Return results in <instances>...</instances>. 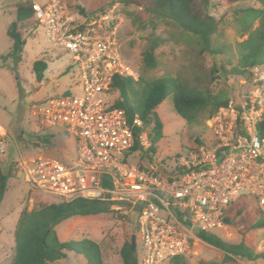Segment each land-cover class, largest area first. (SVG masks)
Here are the masks:
<instances>
[{"label": "built area", "instance_id": "obj_1", "mask_svg": "<svg viewBox=\"0 0 264 264\" xmlns=\"http://www.w3.org/2000/svg\"><path fill=\"white\" fill-rule=\"evenodd\" d=\"M33 9L50 42L73 55L82 93L53 95L34 106L42 128L62 124L78 148L69 162L20 153L14 170L31 188L66 201L102 200L124 217L138 213L140 264H164L190 253L200 240L197 232L223 227L228 207L245 195L257 198L264 211L262 67L253 68L249 87L207 119L212 137L178 154L173 167L151 152L141 168L133 147L138 140L147 150L151 139L145 130L135 134L143 122L137 113L130 122L120 91L112 87L115 76L140 77L121 54L123 16L116 7L75 13L61 0L34 1Z\"/></svg>", "mask_w": 264, "mask_h": 264}, {"label": "rangeland", "instance_id": "obj_2", "mask_svg": "<svg viewBox=\"0 0 264 264\" xmlns=\"http://www.w3.org/2000/svg\"><path fill=\"white\" fill-rule=\"evenodd\" d=\"M34 1L45 3L49 0H0V125L5 128H0V162L5 172L11 175L8 190L0 204V264L12 263L15 255L14 232L21 212L53 200L51 196L31 188L15 172L14 165L19 162L20 153H43L69 162L76 156L78 148L75 136L62 124H47L42 128L34 109V106L43 104L53 95L82 93L79 68L73 55L63 47L54 46L47 38L44 27L40 24L35 26L32 20L20 23V30L27 38L21 61L16 63L8 56L13 40L7 34V29L16 20L18 6ZM61 1L75 13H80L79 6L87 10L98 3L120 9L124 13L118 12L124 19L119 32L121 54L144 80L180 78L191 85L209 87L215 94L229 100L238 97L244 88L251 85V81L242 75L228 71L238 60V43L248 36L241 34L243 29L237 10L247 6L260 7L257 0H193V9L197 14L202 17L211 15L217 23L207 48L169 15L144 2L137 5L130 0L129 4L123 0H87V3L85 0ZM258 25L257 20L254 27ZM154 40L160 43L156 52L158 65L150 68L144 64L143 51ZM38 59L48 63L42 81L38 80L33 68ZM222 65L227 72L221 68ZM157 111L164 129L155 158L168 162L170 167L175 165L178 154L196 145L197 138L204 140L213 136L206 124L208 111L200 115L201 122L189 123L176 112L173 94L167 96ZM38 135L50 136L51 144L44 145ZM139 157L137 154L133 160L137 162ZM259 207L257 198L245 195L228 210L231 221L209 232L232 243L244 241L255 253L264 255V228L252 226L259 218ZM238 210L242 211L240 215L237 214ZM134 213L126 217L114 211L79 215L63 220L56 228L62 241L91 238L100 243L106 264H123L120 249L126 241L132 242L133 235H136L140 261L143 243L133 218ZM191 249L190 253L184 255L185 264H264V256L249 260L240 255H231L202 239L195 241ZM67 253L66 258L55 264H87L82 255L73 251ZM164 264L174 263L170 259Z\"/></svg>", "mask_w": 264, "mask_h": 264}, {"label": "trees", "instance_id": "obj_3", "mask_svg": "<svg viewBox=\"0 0 264 264\" xmlns=\"http://www.w3.org/2000/svg\"><path fill=\"white\" fill-rule=\"evenodd\" d=\"M147 6L162 11L173 18L185 31L196 36L207 48L211 42V35L217 28V23L213 16L202 17L197 14L192 2L193 0H139ZM238 1V0H231ZM260 7L247 6L237 10L239 20L242 25V35L248 36L238 43L239 56L230 71L234 75H242L246 80L252 81L253 68L264 67V0H257ZM87 3L88 1L85 0ZM129 4V0H123ZM79 12L83 15H90L104 12L109 7L103 4H93L87 10L79 6ZM118 12L123 13L120 9ZM124 14V13H123ZM33 2L30 4H20L16 12V20L13 21L7 34L13 40L11 51L8 53L16 63L21 61L27 38L20 30V23L31 22L35 26L38 21L34 20ZM259 21V25L254 27V23ZM159 41L150 42L143 51V61L147 67L155 68L158 65L156 55ZM203 48V49H204ZM217 50V49H215ZM48 63L44 59L34 62V71L39 81L44 78V72ZM226 72V67H221ZM112 87L120 91L123 101L121 106L131 107L143 122L140 129L135 130L138 135L141 131H147L152 145L149 149L143 150L138 140L135 142L133 150L140 151L139 159L136 162L141 168H145L144 162L152 159L151 152H156L157 144L163 137L164 124L157 111L159 105L173 94V104L176 112L187 122H199L203 111H208V118L212 116L220 106L227 104L229 99H223L220 94H215L209 87L201 88L191 85L188 81L180 78L160 77L152 81L138 80L132 77L115 76ZM201 122V121H200ZM260 130L264 133V119L260 123ZM39 141L44 145L51 144L50 136L38 135ZM204 140L197 138L196 143H203ZM146 159V160H145ZM11 175L5 172L0 162V204L8 190V183ZM49 203H43L31 210L25 208L20 215L15 232V255L11 264H55L68 256L67 251L82 255L87 264H106L103 258L102 246L91 238L81 240L62 241L58 235L57 226L66 219L74 216L97 215L100 213L113 212L110 205L102 200L77 198L71 201L57 199ZM223 216L224 225L231 221L228 210ZM259 218L252 225L253 228H264V211L262 207L257 209ZM241 210L237 214H241ZM139 232L138 213H134ZM197 235L206 243L212 244L231 255H240L249 260L263 257L261 253L254 250L244 241L232 243L222 237L207 232L198 231ZM123 264H140L138 248L132 250V242L126 241L120 249ZM231 258V257H230ZM174 264H185L184 255L171 259Z\"/></svg>", "mask_w": 264, "mask_h": 264}, {"label": "water", "instance_id": "obj_4", "mask_svg": "<svg viewBox=\"0 0 264 264\" xmlns=\"http://www.w3.org/2000/svg\"><path fill=\"white\" fill-rule=\"evenodd\" d=\"M130 1L137 4V5H141V2H139L138 0H130ZM126 108H127L129 120L131 123H133L134 118H135V111L129 106H127ZM136 245H137L136 235H133V237H132V250L136 249Z\"/></svg>", "mask_w": 264, "mask_h": 264}, {"label": "clouds", "instance_id": "obj_5", "mask_svg": "<svg viewBox=\"0 0 264 264\" xmlns=\"http://www.w3.org/2000/svg\"><path fill=\"white\" fill-rule=\"evenodd\" d=\"M127 107V106H126ZM1 126V125H0ZM2 127V126H1ZM4 128V127H3ZM5 129V128H4ZM156 153V152H155Z\"/></svg>", "mask_w": 264, "mask_h": 264}, {"label": "bare ground", "instance_id": "obj_6", "mask_svg": "<svg viewBox=\"0 0 264 264\" xmlns=\"http://www.w3.org/2000/svg\"><path fill=\"white\" fill-rule=\"evenodd\" d=\"M2 128V127H1Z\"/></svg>", "mask_w": 264, "mask_h": 264}]
</instances>
